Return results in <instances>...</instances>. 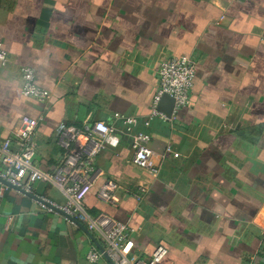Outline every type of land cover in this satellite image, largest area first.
Returning a JSON list of instances; mask_svg holds the SVG:
<instances>
[{"label": "crops", "instance_id": "1", "mask_svg": "<svg viewBox=\"0 0 264 264\" xmlns=\"http://www.w3.org/2000/svg\"><path fill=\"white\" fill-rule=\"evenodd\" d=\"M0 42V140L21 118L41 117V169L60 163L61 130L103 120L123 131L118 114L137 118L157 155L167 144L179 153L152 177L121 133L95 158L84 208L131 226L132 256L147 260L164 245L156 264H264V0H0ZM181 54L196 63L190 102L171 120L149 119L159 64ZM24 66L48 100L21 93ZM110 183L115 204L98 196ZM39 196L65 200L48 181L0 196V264H110L86 258L103 246L98 231Z\"/></svg>", "mask_w": 264, "mask_h": 264}, {"label": "built area", "instance_id": "2", "mask_svg": "<svg viewBox=\"0 0 264 264\" xmlns=\"http://www.w3.org/2000/svg\"><path fill=\"white\" fill-rule=\"evenodd\" d=\"M8 63V53L0 42V66ZM196 63L187 54L163 59L158 67L159 87L152 100L149 119L171 120L172 115L159 109L164 94L174 98L173 113L189 104L190 91L194 84ZM21 93L40 101H46L51 94L47 89L35 83V70L24 66L21 70ZM172 113V114H173ZM116 118L124 126L123 131L114 124L96 120L83 128H64L58 143L63 147L62 159L54 170H44L35 164L37 152L36 132L41 117L25 116L20 126L11 130L9 137L0 140V196L5 189L12 187L26 194H32L37 182L48 181L64 196L63 202H57L45 196L37 198L39 204L49 210L65 214L73 223L85 222L90 230L100 233L103 246H92L86 258L96 263L106 258L110 264H156L168 252L164 245H158L147 260L135 258L131 251L134 245L133 228L127 223L109 219L105 215L92 216L84 208V199L91 190L95 174L96 156L109 147H117L121 142V133L131 139V162L145 170L152 177L159 175L161 163L170 155L178 157L171 144H167L156 154L151 148V136L143 130H134L137 118L118 114ZM150 120L145 123L149 124ZM82 138V140L80 139ZM158 156L159 161L155 160ZM117 185L110 183L100 189L98 196L115 204L119 201L115 190ZM146 187L140 185L134 194L142 200Z\"/></svg>", "mask_w": 264, "mask_h": 264}, {"label": "water", "instance_id": "3", "mask_svg": "<svg viewBox=\"0 0 264 264\" xmlns=\"http://www.w3.org/2000/svg\"><path fill=\"white\" fill-rule=\"evenodd\" d=\"M163 106L165 107V109L163 108ZM159 107L164 109L166 111V113L169 116H171L173 113V108H174V98L168 94H164L162 99H161ZM15 189H17V188H15Z\"/></svg>", "mask_w": 264, "mask_h": 264}]
</instances>
